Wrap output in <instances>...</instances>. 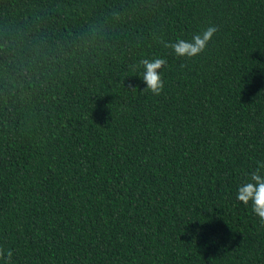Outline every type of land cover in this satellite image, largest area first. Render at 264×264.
I'll return each mask as SVG.
<instances>
[{"label": "trees", "instance_id": "trees-1", "mask_svg": "<svg viewBox=\"0 0 264 264\" xmlns=\"http://www.w3.org/2000/svg\"><path fill=\"white\" fill-rule=\"evenodd\" d=\"M210 26L191 60L161 43ZM154 58L159 96L133 70ZM257 162L264 0H0L11 264H264V225L236 199Z\"/></svg>", "mask_w": 264, "mask_h": 264}, {"label": "clouds", "instance_id": "clouds-1", "mask_svg": "<svg viewBox=\"0 0 264 264\" xmlns=\"http://www.w3.org/2000/svg\"><path fill=\"white\" fill-rule=\"evenodd\" d=\"M217 28L210 26L202 32L192 35L190 40L177 39L175 42L164 41L161 43L169 48L175 57L191 60L205 51ZM165 58L142 59L133 70L143 68L141 81L146 85L142 92L161 95L164 82L160 70L166 65ZM124 83V82H123ZM131 90H136L131 85ZM237 191L236 199L245 207L251 205V212L264 225V162H257V166L249 174ZM12 252L0 249V264H11Z\"/></svg>", "mask_w": 264, "mask_h": 264}]
</instances>
